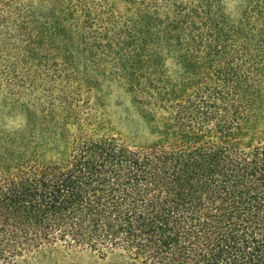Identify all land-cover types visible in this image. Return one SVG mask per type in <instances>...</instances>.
<instances>
[{"label":"trees","instance_id":"obj_1","mask_svg":"<svg viewBox=\"0 0 264 264\" xmlns=\"http://www.w3.org/2000/svg\"><path fill=\"white\" fill-rule=\"evenodd\" d=\"M239 1L232 13L227 0H0V98L25 114L0 133V264L58 246L126 264H264L252 135L264 0ZM166 62L206 71L159 85ZM90 66H123L140 109H167L158 141L102 128Z\"/></svg>","mask_w":264,"mask_h":264},{"label":"rangeland","instance_id":"obj_2","mask_svg":"<svg viewBox=\"0 0 264 264\" xmlns=\"http://www.w3.org/2000/svg\"><path fill=\"white\" fill-rule=\"evenodd\" d=\"M240 5L239 0H227L228 10L235 13ZM169 63V64H168ZM166 62V66H157L159 85L171 84H195L201 76V71H206L203 66H177L174 62ZM90 75L101 72L93 95L101 105L99 114L102 118V128L121 137L128 145L147 146L160 139L161 129L155 125L154 119L167 115V109L155 110L149 106L140 109L135 96L126 86V79L121 76L123 66H96L97 70L88 67ZM145 71L142 66L141 71ZM261 89L258 95V110L253 115L254 126L252 135L264 136V76L260 83ZM190 89L185 93L187 95ZM0 98V133L20 130L25 122V114L18 111L9 112L4 107ZM168 104V103H167ZM251 132V131H250ZM33 264H126L122 257L108 256L105 259L96 254L85 251H69L62 246L46 250L45 256L39 258Z\"/></svg>","mask_w":264,"mask_h":264}]
</instances>
